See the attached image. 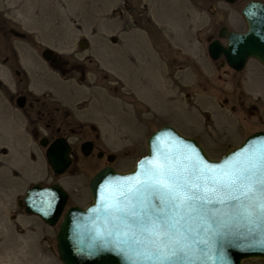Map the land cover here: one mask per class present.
Here are the masks:
<instances>
[{
  "label": "rangeland",
  "instance_id": "374dc122",
  "mask_svg": "<svg viewBox=\"0 0 264 264\" xmlns=\"http://www.w3.org/2000/svg\"><path fill=\"white\" fill-rule=\"evenodd\" d=\"M248 1L0 0V264H61L59 222L48 225L18 205L33 183L58 182L69 205L83 206L98 167L131 169L161 125L195 137L213 158L264 129V105L256 102L264 99V67L250 60L235 72L207 52L219 27L246 29L241 9ZM22 7L33 17L18 12ZM45 47L66 60L62 71L43 59ZM19 92L39 101L18 108ZM54 107L73 115L63 118ZM49 111L52 131L61 127L76 148L61 175L34 136L48 132ZM78 118L88 130L95 126L90 136L112 161L79 151L85 137L71 130Z\"/></svg>",
  "mask_w": 264,
  "mask_h": 264
},
{
  "label": "water",
  "instance_id": "95a60500",
  "mask_svg": "<svg viewBox=\"0 0 264 264\" xmlns=\"http://www.w3.org/2000/svg\"><path fill=\"white\" fill-rule=\"evenodd\" d=\"M233 3L236 0H225ZM246 23L243 31L228 30L223 26L218 37L211 40L207 51L211 59L224 57L227 65L242 70L248 59L254 58L264 67V2L248 1L241 9ZM225 38L223 43L221 39ZM80 41L79 45H82ZM45 60L59 63L52 48L42 51ZM18 105H22L19 102ZM45 149V157L56 175L64 173L71 163L70 145L64 137H57L49 145L46 137L39 140ZM147 151L129 170L118 171L106 165L89 180L91 202L85 206L70 205L65 209L68 191L58 182L48 185L34 183L29 186L18 204L26 214L39 216L48 225L57 222L56 248L61 264H158L129 249L121 224L123 213L117 209L131 208L140 212L142 201L137 190L145 183H153L158 170L177 175H187L186 169L211 166L213 172L205 171L208 186L212 187L211 176L227 170L243 168L251 159L264 152V130L247 135L239 144L223 153L219 158L211 157L204 146L193 136L182 134L171 124H165L150 133L146 139ZM89 142L81 145L82 153L89 154ZM114 154L108 160L114 159ZM165 178H167L165 176ZM149 205L160 207L155 197ZM220 208V205H210ZM119 218V219H118ZM196 221L195 224H198ZM195 224L193 226H195ZM215 233L205 234L201 227L199 238L209 241L208 245H197L195 258L176 264H241L245 259H264V216L255 223L230 221L218 227ZM190 237L187 243L191 242Z\"/></svg>",
  "mask_w": 264,
  "mask_h": 264
},
{
  "label": "snow or ice",
  "instance_id": "6c2138e0",
  "mask_svg": "<svg viewBox=\"0 0 264 264\" xmlns=\"http://www.w3.org/2000/svg\"><path fill=\"white\" fill-rule=\"evenodd\" d=\"M185 171L187 175L158 170L153 183L137 190L142 211L133 210L134 205L117 209L123 213L120 222L127 229L124 243L129 249H139L137 254L146 260L158 264L187 261L195 258L197 245L209 244L199 238L201 227L205 234L215 233L213 223L218 227L230 221L255 223L264 216V152L243 168L211 176L212 187L204 175L214 171L211 166ZM151 197L159 208L148 204ZM210 205L221 207L213 209ZM190 237L194 238L187 243Z\"/></svg>",
  "mask_w": 264,
  "mask_h": 264
},
{
  "label": "flooded vegetation",
  "instance_id": "af4514ba",
  "mask_svg": "<svg viewBox=\"0 0 264 264\" xmlns=\"http://www.w3.org/2000/svg\"><path fill=\"white\" fill-rule=\"evenodd\" d=\"M250 1V0H249ZM258 1H261V2H264V0H258ZM223 26H225V25H223ZM223 26H221V27H219V29H218V31H217V37H218V32L220 31V29L223 27ZM227 27V26H226ZM228 28V27H227ZM228 30H230V29H228ZM13 33H17L16 31H14V30H11ZM216 37V38H217ZM215 39V38H214ZM213 40V39H212ZM221 41L223 42V43H225L226 42V39L225 38H223V39H221ZM80 44V43H79ZM46 48V47H45ZM44 48V49H45ZM43 49V50H44ZM42 50V51H43ZM42 51H41V56H42ZM54 54H55V56H56V58L59 60V63H54V62H51L50 60H45L44 58V60L47 62V63H49L53 68H55V69H58V70H60V71H62V68H63V66H65L66 65V60H64L62 57H61V55H59L56 51H54ZM43 57V56H42ZM220 58H222V61H221V64H225L230 70H233V71H238V70H235V69H233V68H231V67H229L228 65H227V63L225 62V59H224V57L223 56H221ZM218 60V59H217ZM250 60H254V61H256L260 66H262L263 67V65L259 62V61H257L256 59H254V58H250V59H248L247 60V62H246V64H245V67L242 69V70H244V69H246L247 68V66H248V63H249V61ZM64 71V70H63ZM241 71V70H240ZM82 71H79V74L80 75H82ZM18 99H21L19 102H22V105H18ZM49 99H52L51 97H49ZM84 99H82V100H80V101H83ZM39 101V98L38 97H35L34 99H33V101L32 102H30V101H28V96L26 95V94H24V93H21V92H19L17 95H16V97H15V104L17 105V107L18 108H24L25 107V105L26 104H28V106H33V103L34 102H38ZM79 101V102H80ZM256 102H261L263 105H264V99L262 98V97H260V98H257L256 99ZM146 104V103H145ZM256 106V108H259L258 107V105H255ZM59 112V114L58 115H61L63 118H68V117H71L73 114H72V111H70L69 109H57L56 107H54V111H56V110ZM52 112V111H49L48 112V114H52L53 113V115H49V120L44 124L45 125V128H46V130H48V132L46 131L45 133H42V134H40L38 131H35L34 132V136L35 137H37L38 138V143H39V140L42 138V137H46L47 138V140H48V144L47 145H49L52 141H54L57 137H64L67 141H68V143H69V145H70V152H69V155H70V158H71V163H70V165L68 166V168L69 167H71V165H72V162H73V159H74V154L76 153V148H75V146L72 144V143H70V140H69V138H68V135H65L64 133H63V131H62V129H61V127H59V126H57L55 129H54V131H52V129H51V125H52V123H54L55 122V119H54V116H55V112ZM42 116H45V113H37L36 115H35V119H38V120H41V117ZM74 117V119L75 118H77V116L76 115H74L73 116ZM76 120V119H75ZM78 120H79V122H77V125H78V128L77 129H74V128H72L71 130L72 131H77L76 133H78V134H83L84 135V137L85 138H83L81 141H80V144H79V151L82 153V150H81V145H82V143H84V142H89V144H90V152H89V154H84V153H82L83 155H85L86 157H88V156H92L93 154L95 155V156H97L98 157V159H102V157L103 156H105V158L107 159V157H108V152L107 153H105L104 151H103V149L100 147V146H98L97 147V145H96V143H95V141H94V139L90 136V133L95 129V126L93 125V124H90L89 125V130L81 123L83 120L82 119H80V118H78ZM80 120H82V121H80ZM262 130H264V129H262ZM79 138V137H78ZM111 155H112V153H110ZM106 165H110V164H104V165H102V166H99L98 167V169L92 174V176L97 172V171H99L101 168H103V167H105ZM110 166H112V165H110ZM113 167V166H112ZM67 168V169H68ZM91 176V177H92ZM88 189H89V182H88ZM90 192V191H89ZM68 201H69V196H68V200H67V204H66V208L68 207V206H70L69 204H68ZM19 205V204H18ZM20 206V205H19ZM84 206V205H83ZM23 207V206H22Z\"/></svg>",
  "mask_w": 264,
  "mask_h": 264
},
{
  "label": "bare ground",
  "instance_id": "6f19581e",
  "mask_svg": "<svg viewBox=\"0 0 264 264\" xmlns=\"http://www.w3.org/2000/svg\"><path fill=\"white\" fill-rule=\"evenodd\" d=\"M27 9H28V8H27ZM27 9H26V7H22V8L19 9L18 12H20V13L23 14V15L25 14V16L33 17V16H32V15H33L32 13H33L34 11H33L32 13H30V12L28 11L29 9H28V10H27ZM18 14H19V13H18ZM29 17H28V18H29ZM123 137H124V136H123ZM123 139H124V138H123ZM3 196H4V195H3ZM31 242H32V240H31ZM11 254H12V253H11ZM12 255H13V254H12ZM6 256H7V255H6ZM30 256H31V255H30ZM3 258H4V257H3ZM25 258L27 259V258H30V257H26V256H25ZM11 259H12V258H11ZM6 261H7V260H6ZM30 261H31V260H30ZM2 263H4V262H2ZM19 264H20V263H19ZM36 264H37V263H36Z\"/></svg>",
  "mask_w": 264,
  "mask_h": 264
}]
</instances>
